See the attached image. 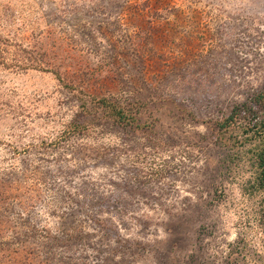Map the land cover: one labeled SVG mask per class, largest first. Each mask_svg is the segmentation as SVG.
Wrapping results in <instances>:
<instances>
[{"label": "rangeland", "instance_id": "374dc122", "mask_svg": "<svg viewBox=\"0 0 264 264\" xmlns=\"http://www.w3.org/2000/svg\"><path fill=\"white\" fill-rule=\"evenodd\" d=\"M241 104L264 0H0V264H264Z\"/></svg>", "mask_w": 264, "mask_h": 264}, {"label": "trees", "instance_id": "16d2710c", "mask_svg": "<svg viewBox=\"0 0 264 264\" xmlns=\"http://www.w3.org/2000/svg\"><path fill=\"white\" fill-rule=\"evenodd\" d=\"M236 122L244 134L240 143L248 144L245 152L249 154L252 169L245 190L247 195L257 196L253 211L260 221L264 238V120L255 117L247 105L241 104L232 106L228 114L215 125L220 129L234 125Z\"/></svg>", "mask_w": 264, "mask_h": 264}]
</instances>
